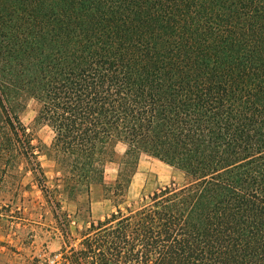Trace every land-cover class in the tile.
I'll use <instances>...</instances> for the list:
<instances>
[{
    "label": "trees",
    "instance_id": "1",
    "mask_svg": "<svg viewBox=\"0 0 264 264\" xmlns=\"http://www.w3.org/2000/svg\"><path fill=\"white\" fill-rule=\"evenodd\" d=\"M25 96L54 134L64 240L58 197L88 224L64 264H264V0H0V152L46 187ZM119 143L115 210L95 221ZM143 154L188 182L123 207Z\"/></svg>",
    "mask_w": 264,
    "mask_h": 264
},
{
    "label": "rangeland",
    "instance_id": "2",
    "mask_svg": "<svg viewBox=\"0 0 264 264\" xmlns=\"http://www.w3.org/2000/svg\"><path fill=\"white\" fill-rule=\"evenodd\" d=\"M21 104L13 108V112L28 129L33 140L46 177V187H39V178L28 169L30 165L27 159L15 152L10 155L0 152V264H47L58 253L65 262L64 258L71 254V248L81 242V234L88 224L75 217V203L67 201L65 197H58L62 212L68 214V225L75 238L64 240L61 224L52 214L45 191L54 188L55 178L59 176L56 161L48 155L54 134L48 126L36 123L40 106L34 98L25 96ZM2 127L0 119V131ZM115 151V159L105 166V184L96 185L93 189L91 207L95 221L104 220L115 210L112 187L118 178L126 146L119 143ZM187 182L182 171L143 154L123 207L136 208L142 203L143 197L157 189L170 185L183 187Z\"/></svg>",
    "mask_w": 264,
    "mask_h": 264
},
{
    "label": "built area",
    "instance_id": "3",
    "mask_svg": "<svg viewBox=\"0 0 264 264\" xmlns=\"http://www.w3.org/2000/svg\"><path fill=\"white\" fill-rule=\"evenodd\" d=\"M47 264H64V262L61 255L58 253L55 254L52 258H50Z\"/></svg>",
    "mask_w": 264,
    "mask_h": 264
}]
</instances>
